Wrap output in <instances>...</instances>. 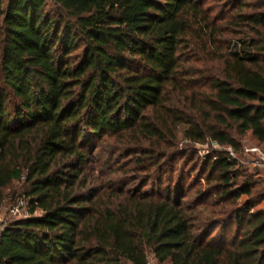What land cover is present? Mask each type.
I'll return each mask as SVG.
<instances>
[{
	"label": "trees",
	"instance_id": "16d2710c",
	"mask_svg": "<svg viewBox=\"0 0 264 264\" xmlns=\"http://www.w3.org/2000/svg\"><path fill=\"white\" fill-rule=\"evenodd\" d=\"M236 3L0 0V207L21 182L31 214L0 264H264L263 194L229 153L208 163L217 194L164 188L180 133L264 144V1Z\"/></svg>",
	"mask_w": 264,
	"mask_h": 264
},
{
	"label": "rangeland",
	"instance_id": "374dc122",
	"mask_svg": "<svg viewBox=\"0 0 264 264\" xmlns=\"http://www.w3.org/2000/svg\"><path fill=\"white\" fill-rule=\"evenodd\" d=\"M261 1L264 0H250L252 6L249 8L243 7V12L252 11L255 9L253 6L259 4ZM205 3L207 6L217 8L214 13L222 12L226 17H229L237 10L236 0H205ZM50 7L51 5H49V8ZM241 28L242 27L236 28V30L233 29L235 33L228 37L229 41L243 38V31H240L243 29ZM234 137L238 143L237 146L228 147L219 145L218 143L210 140H207L205 143H194L186 140L183 134L180 133L178 142L179 148L186 152V155L180 156L176 159L174 162L175 171L169 177H164V188L167 185L172 186L173 188L181 187L185 194L193 197L198 196L199 193L196 189L199 188H203L205 194H208L210 188L211 190H214L215 194H217L216 188L218 187V183L215 181L210 184L207 183V177L210 172H212V168H210L208 163L215 160V154H217L218 151H226L229 153L231 158L237 161L239 165V170L242 174L238 180L239 183H243V170H246L247 174L253 175V180L256 183L254 192H256L257 195L258 193L263 194L257 201L255 209H264V144L259 143L251 131L241 135L235 134ZM21 184V182H14V184L6 190L7 196L5 202L0 208V223L2 220L8 221L9 223L13 220L11 208L15 204L16 200L21 196ZM136 184L138 185L140 182H137ZM157 186L158 182L150 183L149 185V187ZM215 198L216 195H211L210 198L205 200L212 202ZM247 200L248 196L242 195L238 201V205L242 206ZM202 208L206 209L204 206H202ZM210 209L211 207H209V209L207 208L205 212L208 214L211 213ZM17 218H21V216H18ZM235 228V223L228 221L227 218H224L222 224L215 230L214 235L219 236L225 233V231L230 229L234 230ZM227 237L230 238L231 235L228 234ZM150 264L160 263H158V261L151 256Z\"/></svg>",
	"mask_w": 264,
	"mask_h": 264
},
{
	"label": "built area",
	"instance_id": "2783aa9c",
	"mask_svg": "<svg viewBox=\"0 0 264 264\" xmlns=\"http://www.w3.org/2000/svg\"><path fill=\"white\" fill-rule=\"evenodd\" d=\"M26 205H27V202L24 198H19L18 200H16L15 204L11 208V214H12L13 220L19 219L17 218L18 216H21V218H27L31 216L29 211L26 209ZM8 224H9L8 221H3V220L0 223V237L2 233L5 231Z\"/></svg>",
	"mask_w": 264,
	"mask_h": 264
}]
</instances>
